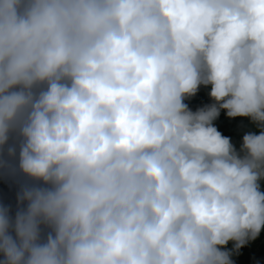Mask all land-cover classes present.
<instances>
[{"label": "clouds", "instance_id": "clouds-1", "mask_svg": "<svg viewBox=\"0 0 264 264\" xmlns=\"http://www.w3.org/2000/svg\"><path fill=\"white\" fill-rule=\"evenodd\" d=\"M0 182V264H233L264 229V0H0Z\"/></svg>", "mask_w": 264, "mask_h": 264}, {"label": "trees", "instance_id": "trees-1", "mask_svg": "<svg viewBox=\"0 0 264 264\" xmlns=\"http://www.w3.org/2000/svg\"><path fill=\"white\" fill-rule=\"evenodd\" d=\"M210 89L201 88L198 94L186 101L190 109L195 111L196 109L211 103L208 92ZM215 126L223 134L231 137L232 142L239 147L244 132L251 130L249 121L245 118H236L230 120L226 117L225 113H221ZM15 193L14 186H10L7 182H0V201L5 204H11L15 206ZM264 230V229H262ZM264 235L261 233L260 237L241 248L238 253H235L233 264H264ZM229 250V244L227 245Z\"/></svg>", "mask_w": 264, "mask_h": 264}, {"label": "water", "instance_id": "water-1", "mask_svg": "<svg viewBox=\"0 0 264 264\" xmlns=\"http://www.w3.org/2000/svg\"><path fill=\"white\" fill-rule=\"evenodd\" d=\"M261 233L264 235V230H262ZM263 240H264V238H263ZM233 247H234L233 244L230 242V243H229V251H232V250H233ZM235 253H236V252L233 251V254H232V257H231L232 260H233L234 257H235Z\"/></svg>", "mask_w": 264, "mask_h": 264}]
</instances>
